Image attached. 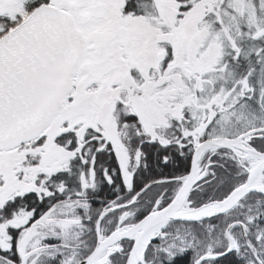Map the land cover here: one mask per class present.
Returning <instances> with one entry per match:
<instances>
[{"label":"snow or ice","instance_id":"obj_1","mask_svg":"<svg viewBox=\"0 0 264 264\" xmlns=\"http://www.w3.org/2000/svg\"><path fill=\"white\" fill-rule=\"evenodd\" d=\"M0 264H264V0H0Z\"/></svg>","mask_w":264,"mask_h":264}]
</instances>
